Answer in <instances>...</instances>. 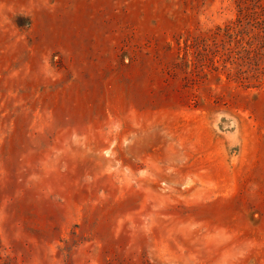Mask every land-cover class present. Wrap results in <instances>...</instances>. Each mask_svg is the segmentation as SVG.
Instances as JSON below:
<instances>
[{"label":"rangeland","instance_id":"1","mask_svg":"<svg viewBox=\"0 0 264 264\" xmlns=\"http://www.w3.org/2000/svg\"><path fill=\"white\" fill-rule=\"evenodd\" d=\"M0 264H264V0H0Z\"/></svg>","mask_w":264,"mask_h":264},{"label":"water","instance_id":"2","mask_svg":"<svg viewBox=\"0 0 264 264\" xmlns=\"http://www.w3.org/2000/svg\"><path fill=\"white\" fill-rule=\"evenodd\" d=\"M214 125L215 128L221 132H233L235 123L230 118L224 115H219Z\"/></svg>","mask_w":264,"mask_h":264}]
</instances>
